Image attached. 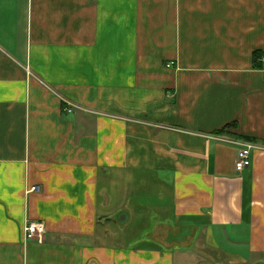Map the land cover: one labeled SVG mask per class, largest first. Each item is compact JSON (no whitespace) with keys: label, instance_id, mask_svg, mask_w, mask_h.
<instances>
[{"label":"crops","instance_id":"crops-1","mask_svg":"<svg viewBox=\"0 0 264 264\" xmlns=\"http://www.w3.org/2000/svg\"><path fill=\"white\" fill-rule=\"evenodd\" d=\"M257 51L264 0H0V264H264Z\"/></svg>","mask_w":264,"mask_h":264},{"label":"rangeland","instance_id":"rangeland-1","mask_svg":"<svg viewBox=\"0 0 264 264\" xmlns=\"http://www.w3.org/2000/svg\"><path fill=\"white\" fill-rule=\"evenodd\" d=\"M120 182L121 183L115 184L113 186V190L116 191L117 193H113L114 196H111L112 207L111 208L106 207L105 209V208H102V206H100V208H102L101 213L104 216V218H102L103 223H104L103 225L109 230L110 236L107 237V240L109 242H112L113 244H118V243L128 244L130 243L129 240H132V242H135L133 240H135L134 238L137 237L138 235L140 234L145 235L150 232L149 230L145 229V226L142 225L140 222L133 223V224L131 223L129 226H126V227L120 226L119 221H118L120 214L118 215V212H117L118 210H116L114 207L117 203H120L122 201V199L124 198L123 194L124 196L125 195L130 196L133 194L132 192L134 189V187L131 185L132 182L128 178L123 179ZM35 190H37V188H35ZM130 204L131 202H129V205ZM152 222L153 221H151V223ZM155 223L156 222H153L151 231L154 228Z\"/></svg>","mask_w":264,"mask_h":264},{"label":"built area","instance_id":"built-area-1","mask_svg":"<svg viewBox=\"0 0 264 264\" xmlns=\"http://www.w3.org/2000/svg\"><path fill=\"white\" fill-rule=\"evenodd\" d=\"M260 61H264V57L260 58ZM172 64H168L170 66ZM64 110L66 112H72L75 108L74 104L68 100H65ZM214 138L219 141H224L226 143L232 144L237 147V169L243 170L248 168L252 164V152L256 149H264V146L257 144L254 141L244 140L226 136L223 134H218ZM35 190L33 187L30 191ZM38 190V189H37ZM46 232V227L43 222H33L26 227V233L30 239L42 240Z\"/></svg>","mask_w":264,"mask_h":264},{"label":"trees","instance_id":"trees-1","mask_svg":"<svg viewBox=\"0 0 264 264\" xmlns=\"http://www.w3.org/2000/svg\"><path fill=\"white\" fill-rule=\"evenodd\" d=\"M260 56H261V54H260V52H255V58L256 59H258V58H260ZM227 126L223 129V130H220V131H217L216 132V134H226L227 133ZM246 139H248V140H252V141H257L256 139H254V138H246Z\"/></svg>","mask_w":264,"mask_h":264}]
</instances>
